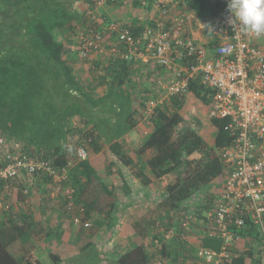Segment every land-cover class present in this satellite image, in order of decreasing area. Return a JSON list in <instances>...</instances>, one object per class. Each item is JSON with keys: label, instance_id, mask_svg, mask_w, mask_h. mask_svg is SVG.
Here are the masks:
<instances>
[{"label": "trees", "instance_id": "trees-1", "mask_svg": "<svg viewBox=\"0 0 264 264\" xmlns=\"http://www.w3.org/2000/svg\"><path fill=\"white\" fill-rule=\"evenodd\" d=\"M78 1L0 0V138L12 146L19 143L23 153L48 162L62 178L55 183L52 175L39 171L0 180V264L75 262L47 253L39 245L31 250L17 249L15 243L29 242L26 238L37 234V222L27 199L57 190L69 224L81 227L83 236L97 237L102 230L104 237L107 230L111 233L110 228L114 229L119 203L135 192L124 168L143 187H162L165 215L161 213L163 216L151 223L159 230L154 236L157 251L151 253L146 243L135 244L118 257L116 264L187 263L180 256L186 253L187 259L191 257L185 240L190 230L183 227V220H188L191 212L209 223L225 184L221 149L234 139L228 131L230 120L209 118L212 91L198 80L191 82L186 95L171 97L148 115L146 102L151 90L146 88L145 97H137L135 76L139 68L135 64L113 57L90 62L79 56L80 34L101 32L103 26L91 20L89 10L81 12ZM84 1L91 6L90 11H96L94 0ZM126 1L107 6L124 7ZM155 1L129 3L134 9L144 10L149 19ZM177 1L199 18L225 11L223 5L206 0ZM99 16L105 24L123 21L109 14ZM132 20L128 25L135 32L143 30L139 18ZM84 63L95 68L89 70L93 76L89 84L78 72ZM158 72L162 74L163 69ZM146 116L150 130L133 153L131 143L124 138L135 130L138 118ZM79 149L86 150L85 159L78 156ZM6 165L0 155V169ZM13 201L21 204L19 211ZM190 203L194 206L189 209ZM76 217L80 225L75 223ZM90 222L88 230L85 224ZM61 230L54 233L69 244L73 231L64 237L67 232ZM170 230L172 246L166 241ZM54 233L48 231L45 239ZM247 234L255 240V246L239 249L229 264L257 262L255 254L261 252L255 250L260 249L261 238L254 227ZM198 238L200 241H193L198 251H220L218 239ZM194 264L204 262L198 256Z\"/></svg>", "mask_w": 264, "mask_h": 264}, {"label": "built area", "instance_id": "built-area-1", "mask_svg": "<svg viewBox=\"0 0 264 264\" xmlns=\"http://www.w3.org/2000/svg\"><path fill=\"white\" fill-rule=\"evenodd\" d=\"M94 1L99 8L122 0ZM206 2L223 5L224 13L199 18L177 0H156L149 19L140 21L143 30L139 32L124 21L105 24L91 10V20L99 22L103 30L81 33L77 51L84 60L119 58L148 74L162 68L167 83L159 81L163 93L148 98V115L171 97L186 95L194 80L211 89L209 118L229 119L228 131L234 139L221 149L225 184L209 223L202 222L205 236L221 241V249H200L198 256L204 264H229L239 249L255 246L247 234L254 227L261 238L260 249L255 250L261 253L255 254L254 264H264V35L233 27L227 0ZM2 146L7 165L0 169V180L42 171L52 175L55 183L61 182L58 171L48 162L23 153L19 143L12 146L0 138ZM77 154L87 157L85 149ZM189 218L182 224L187 229ZM75 223L80 225L79 217ZM85 227L90 228L91 223Z\"/></svg>", "mask_w": 264, "mask_h": 264}, {"label": "crops", "instance_id": "crops-1", "mask_svg": "<svg viewBox=\"0 0 264 264\" xmlns=\"http://www.w3.org/2000/svg\"><path fill=\"white\" fill-rule=\"evenodd\" d=\"M112 7H116L119 9L120 6H109L111 14L109 16L113 19H116L118 18V16H116V18L115 16L112 17V14H114L111 12ZM92 69H95L94 66L92 67ZM141 70L142 68H139L138 73ZM144 72L142 70V73ZM151 74L152 73H149L148 76H150ZM158 74L159 72H156L152 75L156 76ZM129 135L131 136L132 134L129 133ZM129 135L128 137H130ZM141 141L138 143V147L140 146ZM134 181L137 189H141V191H135L133 195L119 203L118 212L115 215L114 220L116 223L114 229H112L113 227L110 228L112 231L111 233H108V230H105L107 235H104V237L101 236L102 230H100L101 234H98L97 237H93L91 235L89 237L85 235L83 236L80 234V232H82L81 227L74 226L73 224L71 225V223L69 224L67 217L64 215V210L61 208V205L59 203L60 196L57 190L51 191L50 193L46 192V194L45 191L33 194L31 197H29V199H27V206L30 205L32 207V215L37 222V234L31 237H27L26 239L29 242L22 243L19 241L15 243L17 249L21 250L25 248L27 250H31L35 245H39L47 253H57L62 257V259L70 260L72 257L79 255V253H81L84 248H91V246H93L94 244L95 247L105 249V258H103L107 261L106 257L108 255H110V258L116 257L118 259V257L121 256L125 251L133 248L135 244L146 243L147 245H149L151 253H155L157 251V249L155 248L157 242L154 241V236L159 233L156 232L159 230L154 229V225L151 223H154L157 219L165 215V208H163L164 201L166 199L165 193H153V191H150V187L153 185L145 188L136 179H134ZM158 194L160 195L157 196ZM157 198L159 199L158 201H156ZM158 204L162 205V207H160ZM14 205L15 207L19 205V207L16 209V211H19L21 204L14 203ZM159 209H161L163 215L161 214L162 216L159 215L157 217L156 215L157 211H160ZM148 224H150L151 226L148 227ZM199 226L202 230L201 236L205 237V227L203 225ZM61 228H64V232H67V234H64V237H67L69 235L68 233L70 231H73L74 234L69 237V244H65L63 240L60 239V236H58L57 233H54L59 230V232H62ZM188 230H190V233L188 237L185 238V240L188 242V246H190V249L192 250V248H196V245L193 243V241H200L198 238V229L197 227H194V225H191ZM48 231H53L55 235H52L49 238L45 239V235ZM149 232L151 233L149 234ZM95 240L97 241V243L95 242ZM171 240L172 230H170L166 235V241L171 244L170 246H172ZM153 244L155 245L153 246ZM95 256V254H92L90 255V258ZM90 258H88L89 264ZM191 260H194V264L196 261H198V257L194 256ZM158 263L161 262H157L156 264ZM76 264L78 263L76 262ZM104 264H107V262H104Z\"/></svg>", "mask_w": 264, "mask_h": 264}, {"label": "rangeland", "instance_id": "rangeland-1", "mask_svg": "<svg viewBox=\"0 0 264 264\" xmlns=\"http://www.w3.org/2000/svg\"><path fill=\"white\" fill-rule=\"evenodd\" d=\"M130 0L126 1L127 4L126 6L124 7H119L116 8V7H112V17L115 16H118V18L116 19H119V20H123L125 22H131V20L135 17L139 18L140 20L144 19L146 17V14H145V11L144 10H141V9H134L133 6H131V4L129 3ZM76 6L78 7V9L81 11V12H85V11H88L90 12V5L85 2L84 0H79L76 4ZM111 8V7H110ZM109 6H104V7H99L96 9L95 11V14L99 15V14H110V9ZM88 12V13H89ZM212 15H208L207 14V17L208 18H212L211 17ZM142 18V19H141ZM133 21V20H132ZM76 41V40H74ZM73 50V53H75V47H72L71 48ZM75 55V54H74ZM91 62V61H90ZM84 68H78V72H79V75H82L81 77L83 78V81L85 84H89L91 82V79H92V74L89 72L90 69H92V65L91 63H84L82 64ZM141 69V68H140ZM142 70L144 73H142ZM139 73H137V75L135 76V83H136V88H137V97H142L146 94H144V91L146 88L150 89L151 90V95L149 94V96H153V95H160L163 93V88L162 86L159 84V81H161V83H167V78L164 80V76L162 75H152L151 76H148V73L146 72V70L142 69ZM145 75V76H144ZM144 76V77H143ZM161 79V80H160ZM164 84V85H165ZM102 89H98V92L101 93ZM206 125V124H205ZM151 125L149 124L148 120H147V116L142 118V117H139L138 118V125L136 127V129L134 130V132H131L130 134H132L130 137H128V135L126 136V138L124 139H128L129 142L131 143V150L132 152L134 153V151L137 150L138 148V143L143 139L142 137H144V134L146 135L149 130H150V127ZM75 145V144H74ZM77 146V145H75ZM4 148L2 146V148L0 147V155H3L4 153ZM76 148V147H74ZM78 149V148H77ZM124 172L125 174L127 175V178L130 180V182H132L131 184L133 185L135 191H141V189H137V187L135 186V181H134V178L131 176V174L129 173V171L124 168ZM137 185V184H136ZM150 191H153V193H163V189L162 187L159 185V184H154L153 186L150 187ZM160 194H158L157 196H159ZM201 199V198H200ZM159 199L157 198L156 201H158ZM194 204V203H193ZM159 205V204H158ZM189 205V203H188ZM160 207H162V205H159ZM194 205H192V203H190V206L188 207L189 209L191 207H193ZM160 211H157V217L159 215H161V209H159ZM191 211V210H190ZM191 212L190 214H188L186 217L189 218L191 216ZM190 219V222H189V226L191 225H194V227H197L198 229V235L201 236L202 234V230L200 228L199 225H202L203 221L200 220V219H197L194 215L192 216V218H189ZM184 222V220H183ZM86 229H90V228H86ZM89 231H87L88 233ZM151 232H149L150 234ZM99 240V239H98ZM95 242H97L95 240ZM190 242V241H189ZM185 243V242H184ZM186 244V243H185ZM187 246V250L190 249V246H188V244H186ZM104 252H105V249L103 248H100V247H94V246H91V248H88L87 250H85L83 253H79V255L77 256H74L72 257L71 259L72 260H75V262H77L78 264L79 263H86V264H89V260H88V256L92 255V254H95L96 256L95 257H91L90 258V264H104V262H107V264H116V257H112L110 258V255H108L106 258H107V261L104 260ZM181 253V252H180ZM189 253V252H187ZM182 255L181 258H183L184 261H186L187 263H184V264H193V261L194 260H191L193 259L194 256H197L199 254V251L197 248H192V250H190V254H191V257H189L188 259L186 258V253H181ZM195 254V255H194ZM104 257V258H103ZM198 257V256H197ZM71 261V260H69ZM73 262L72 264H75L74 261H71Z\"/></svg>", "mask_w": 264, "mask_h": 264}, {"label": "clouds", "instance_id": "clouds-1", "mask_svg": "<svg viewBox=\"0 0 264 264\" xmlns=\"http://www.w3.org/2000/svg\"><path fill=\"white\" fill-rule=\"evenodd\" d=\"M227 11L233 27L264 35V0H227Z\"/></svg>", "mask_w": 264, "mask_h": 264}, {"label": "bare ground", "instance_id": "bare-ground-1", "mask_svg": "<svg viewBox=\"0 0 264 264\" xmlns=\"http://www.w3.org/2000/svg\"><path fill=\"white\" fill-rule=\"evenodd\" d=\"M31 180H32V178H31ZM33 191V190H32ZM32 193V192H31ZM192 216V215H191Z\"/></svg>", "mask_w": 264, "mask_h": 264}]
</instances>
